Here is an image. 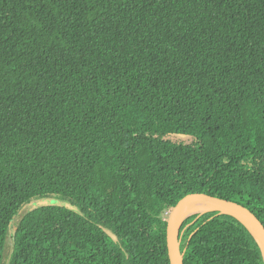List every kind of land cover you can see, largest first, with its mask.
<instances>
[{
    "label": "trees",
    "instance_id": "obj_1",
    "mask_svg": "<svg viewBox=\"0 0 264 264\" xmlns=\"http://www.w3.org/2000/svg\"><path fill=\"white\" fill-rule=\"evenodd\" d=\"M192 192L264 225V0H0V264H170ZM179 237L264 264L228 214Z\"/></svg>",
    "mask_w": 264,
    "mask_h": 264
},
{
    "label": "water",
    "instance_id": "obj_2",
    "mask_svg": "<svg viewBox=\"0 0 264 264\" xmlns=\"http://www.w3.org/2000/svg\"><path fill=\"white\" fill-rule=\"evenodd\" d=\"M194 200L210 204L215 207V210L211 211L228 214L241 222L257 242L264 261V225L252 211L238 202L230 201L214 194L192 192L181 197L168 212L166 219V246L170 264H183L179 230L182 221L188 216L180 219V213L187 203Z\"/></svg>",
    "mask_w": 264,
    "mask_h": 264
},
{
    "label": "bare ground",
    "instance_id": "obj_3",
    "mask_svg": "<svg viewBox=\"0 0 264 264\" xmlns=\"http://www.w3.org/2000/svg\"><path fill=\"white\" fill-rule=\"evenodd\" d=\"M215 210V207L202 201H191L187 203L180 213V219L196 213H204L207 211Z\"/></svg>",
    "mask_w": 264,
    "mask_h": 264
},
{
    "label": "rangeland",
    "instance_id": "obj_4",
    "mask_svg": "<svg viewBox=\"0 0 264 264\" xmlns=\"http://www.w3.org/2000/svg\"><path fill=\"white\" fill-rule=\"evenodd\" d=\"M35 204L31 203V204H28V205H24L25 207L22 208V210L20 211L19 213V216L17 217V219H19V217L26 211L28 210L29 208H31L32 206H34ZM10 248H11V238H10V235L7 236V239H6V243H5V248H4V264L6 263L7 261V257L9 255V252H10Z\"/></svg>",
    "mask_w": 264,
    "mask_h": 264
}]
</instances>
